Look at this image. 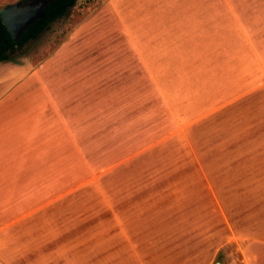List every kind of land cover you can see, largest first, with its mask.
Instances as JSON below:
<instances>
[{"label": "crops", "instance_id": "crops-1", "mask_svg": "<svg viewBox=\"0 0 264 264\" xmlns=\"http://www.w3.org/2000/svg\"><path fill=\"white\" fill-rule=\"evenodd\" d=\"M84 1L70 9L91 16L0 93V121L32 107L0 138L22 152L0 157V264H162L133 231L153 223L120 216L139 210L112 206L105 221L101 182L191 134L225 245L264 264V0ZM92 147L103 156L90 162Z\"/></svg>", "mask_w": 264, "mask_h": 264}, {"label": "rangeland", "instance_id": "rangeland-1", "mask_svg": "<svg viewBox=\"0 0 264 264\" xmlns=\"http://www.w3.org/2000/svg\"><path fill=\"white\" fill-rule=\"evenodd\" d=\"M92 1L93 0H85L82 8L87 7ZM91 14L92 13L89 12L81 14L80 10L74 11L70 9L66 15L50 24L49 28L44 30L35 40L29 41L22 47L9 53L8 59L0 62V93L6 91L15 81H18V79H20L19 77H21L23 72L27 71L26 69H28V67H34L40 61L45 60L56 43H60V41L63 40L66 34L65 30L71 29L72 26L68 25L74 21V23L78 22L80 18L89 17ZM29 92H32V90ZM17 106L9 108V110L3 114L4 117L0 121L1 139L4 135L2 130L9 129L8 126L13 115L18 116L19 114L18 109L21 108V106L23 107L22 109L32 108L30 107V100H25ZM204 131V133L200 132L196 135L198 138L197 142L203 138L208 139L209 132L207 127ZM169 142H167L168 144L149 149L147 152L143 153L146 157L145 161H132L134 167L138 165L144 166L149 161H152L154 165L146 172V175L151 180L155 178L159 179L146 188L143 194L140 192V195H136L132 199L128 195V192L131 193L134 190L124 184L119 189L120 185H118L116 186V190L118 191L114 194V201H118L119 203L116 204L119 206H129L135 200H140L148 196V199L153 204V208L178 210V214L173 212L172 214L175 215V218L179 221H186L188 218H192V223L188 226V230L179 229L181 233H174L173 239L170 242L169 240L166 242L165 239L162 238L160 244L161 250L155 251V253H159L160 255L155 256V253L152 255L156 261L161 257L163 259L162 264H215L216 262H221L222 264H242L237 245H225L228 239V232L226 234L227 230L225 228L224 212L220 210L216 202L213 207L207 205L205 202L202 183L204 181L207 188L208 183L202 179L197 165L191 163L192 160H194V151L198 154V150L194 148L195 142L192 138V134L188 136V143L185 139L180 137L170 140ZM44 145L45 142H42V147ZM172 148L173 150H171ZM9 152H14L16 156L22 153L20 152V146L15 144L13 139L10 142L8 141L4 149H0V157L2 158V153L6 155V153ZM105 154L106 153H104V155ZM54 156L58 160H62L57 151H54ZM102 156V149L96 147L89 148L88 157L90 162L92 160H97V158L100 159ZM6 165V162L1 163L0 170L2 171L4 169L3 167ZM98 168L100 167H92L88 175L92 177L93 174L91 173L97 171ZM135 172L136 169H133L131 174L134 175ZM68 180L69 179H65L64 181L58 182L57 186ZM174 180L176 183H174L175 186L171 185V188H173L172 190H170V187H165L168 182ZM50 187L52 186L50 185ZM123 194L125 195L123 196ZM101 196L103 197L104 204H110V197L106 194ZM221 207L223 208V206ZM165 212L161 213V215L166 214ZM155 226H159V224L152 225V227ZM174 227V225L172 227L169 226L172 232L174 231ZM149 232L150 234L146 240V246H152L150 240L154 241V243L156 241L157 243L158 238L161 237L160 234H162L159 228H153V230L151 229ZM139 247L140 246L137 248ZM253 248H256V246H253ZM143 250L149 252L148 247ZM246 256L248 255L246 254ZM247 260L250 264H256L252 262L250 257L247 258Z\"/></svg>", "mask_w": 264, "mask_h": 264}, {"label": "trees", "instance_id": "trees-1", "mask_svg": "<svg viewBox=\"0 0 264 264\" xmlns=\"http://www.w3.org/2000/svg\"><path fill=\"white\" fill-rule=\"evenodd\" d=\"M26 1V0H22ZM77 0H54L52 1L45 9L43 12V17L37 21L34 22L31 26H29L21 35L19 40L16 42L12 40L10 34L6 30L5 26L3 25L1 19H0V62L6 61L9 57V53L13 52L15 49L22 47L24 44L28 43L29 41L35 40L44 30L48 29L50 24H52L54 21L57 19L63 17L66 15L68 10L75 5ZM138 161H144V159H140ZM152 161H149L146 165L141 166H133L130 165L129 167H124L121 168L120 170H116L113 172L112 175L106 177V179L102 180L101 185L103 189L105 190V194L110 197V204H102L101 199L99 198V204L105 207V221L109 222L111 221L112 214H108L110 207L112 206H117L116 203H119L118 201H114V194L118 190H116V186H119V189L121 186L124 184L127 187H131L134 191L129 193L128 195L131 197V199L136 196L140 195V192L142 194L144 193V190L148 188L150 185L155 183L159 178L155 179H149V177L146 175V172H148L152 166ZM133 169H136V172L134 175L131 174V171ZM120 172V173H119ZM193 179V178H192ZM203 179V178H202ZM200 180V179H198ZM175 180L172 182H168L165 187H170V190L173 186H175ZM203 186V195L205 197V202L207 205L213 207L214 206V201L213 198L210 195V192L208 188L205 186V183L203 181L202 183ZM94 188L90 187V190H93ZM125 194H123L124 196ZM148 196H145L144 198H141L140 200H135L133 203H131L129 206L126 207H133L136 208L137 212H131L129 213H124L121 214V217H125L126 220H129L130 222H140V221H146V222H152L153 224H159V226H155L153 228H159L161 236L164 237L165 240L171 241L174 236V233H181L179 229H184L185 231L188 230V226L192 223V218H188L186 221H179L175 218V215L173 213L179 212L178 210H166L162 208H154L151 209V211H146L150 210L152 207V202L150 200L148 201ZM123 207V206H121ZM146 211V212H145ZM166 211V212H165ZM166 213L164 215H161V213ZM178 214V213H177ZM119 215V213H118ZM133 215V216H132ZM135 216V217H134ZM131 217H133L131 219ZM175 226L173 229L174 231H171V228L169 226ZM165 226V227H164ZM152 228V230H153ZM150 229H135L133 230L136 232L137 237H142L143 234H150L149 232ZM161 238V237H160ZM152 246H146V244L142 243L140 244L139 248L140 249H145L148 247V249H153L152 251H156L157 249L160 251L161 246L160 244H153L151 243ZM169 250V248H168ZM151 251V250H150ZM167 252V251H166Z\"/></svg>", "mask_w": 264, "mask_h": 264}, {"label": "water", "instance_id": "water-1", "mask_svg": "<svg viewBox=\"0 0 264 264\" xmlns=\"http://www.w3.org/2000/svg\"><path fill=\"white\" fill-rule=\"evenodd\" d=\"M52 1L54 0H26L0 8V19L12 40L15 42L19 40L29 26L41 19L44 9Z\"/></svg>", "mask_w": 264, "mask_h": 264}]
</instances>
